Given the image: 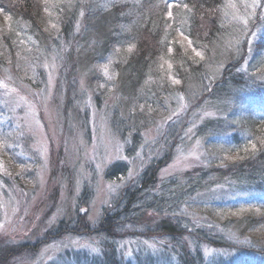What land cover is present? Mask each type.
<instances>
[{
    "label": "rangeland",
    "instance_id": "rangeland-1",
    "mask_svg": "<svg viewBox=\"0 0 264 264\" xmlns=\"http://www.w3.org/2000/svg\"><path fill=\"white\" fill-rule=\"evenodd\" d=\"M56 1L41 4L42 16L53 28L48 52H39L40 60L28 61L25 69L13 59L11 64L0 65V130L10 137L6 153L14 158L19 171L17 180L10 179L0 163V175L4 176L0 179V264H100L102 255L113 252L122 264H178V256L185 258L195 251L205 264H236L243 258L242 251L251 257V264H264V256L258 254L264 252V222L255 220L249 227L244 222L264 217V185L240 188L244 181L237 179L249 172L263 178L264 158L254 157L253 141L232 145L237 130L249 134L250 129L241 126L247 119L264 127V95L261 101L234 104L233 117L219 121L223 105L207 93L180 122L177 134L170 131L162 138L160 114L171 112L181 98L192 105L204 87L190 82L178 88L172 80L160 113L149 111L139 132L130 135L132 131L122 120L129 112L121 107L124 100L118 83L104 103L93 100L92 72L104 76V86L118 80L111 67L113 59L92 68L89 53L93 47L84 43L82 33L83 6L62 31L51 21ZM239 2L242 10L237 7ZM226 5L228 25L238 23L229 51L240 57V68L245 69L262 32L257 27L264 25V0H227ZM5 29L0 20V33ZM62 32L65 37L60 39ZM28 43L20 44L21 48H28ZM171 48L179 52L178 46L172 44ZM189 52L196 57L199 54L191 47ZM258 59L257 71L262 72L264 51ZM172 60L173 54L163 58L165 74L172 75ZM67 61L71 67L64 66V77L61 66ZM221 67L212 66L207 73L217 76ZM228 121L232 127L225 130L222 126ZM222 130L229 134L225 137ZM245 153H252V158ZM146 170L153 181L140 187ZM128 194L134 196L129 202L130 218L120 219L116 215ZM82 210L85 212L80 214ZM176 215L190 216L186 225L192 228L194 221L210 218V225H221L226 238L216 236L222 239L220 246L209 240L195 247L194 237L185 232L174 238L147 234L159 227L162 217ZM122 220H133L122 235L105 227L108 222ZM99 232L106 234L98 237ZM231 234L239 235L243 242L230 246ZM254 243L259 244L257 248Z\"/></svg>",
    "mask_w": 264,
    "mask_h": 264
},
{
    "label": "trees",
    "instance_id": "trees-1",
    "mask_svg": "<svg viewBox=\"0 0 264 264\" xmlns=\"http://www.w3.org/2000/svg\"><path fill=\"white\" fill-rule=\"evenodd\" d=\"M51 1L0 0V20L8 29L0 33V65L11 64L10 59H13L14 63L25 69L28 61L37 63L40 60L37 59L39 52H48L46 45L51 38L49 36L50 33H53V28H50L49 20L42 16L41 4L45 5ZM54 3L56 6L51 9V21L56 26L62 27V31L67 30L70 23L79 14L80 5L83 6L82 33L84 43L89 45L87 43L89 42V46L93 47L89 53L92 68L96 70L97 64H103L104 61L113 59L111 61L112 71L116 72L118 77L117 82H111L109 86H104V76L99 71L92 72L94 78L92 77L91 82L95 89L93 100L94 102L101 100L99 103H104L107 95L114 92V89L111 91V88L118 83L119 96L124 100L121 107L129 112L122 120L124 122L126 120L129 132L132 131L130 135L139 132V126L148 120L146 117L149 115V111H153L154 115L160 113L164 95L169 93L168 89H170L169 85L173 84L172 80L177 82L175 86L178 88L184 87L185 84L189 85L190 82L197 83L200 87H203L204 84V87L201 91L202 96L192 105L187 98H181L171 112L160 114L159 136L162 138L166 137L170 131L171 135L177 134L181 127L180 122L187 119L193 108L201 103L207 93H210L211 100L215 97L214 102L223 105L224 113L219 121L225 117L226 120L233 117L237 107L234 104L240 101H247V103L261 101V96L264 95V70L257 71L255 61L259 60V54L264 51V25L257 27V30H262V32L258 34L259 39L253 46V52L246 60L248 63L246 62L245 69L240 68L243 61L239 59L240 57H234L229 51L237 34L238 23L232 22L230 25L227 23V0H83L82 2L57 0ZM237 7L242 10L241 2L237 4ZM254 20L256 21L255 17ZM64 34L62 32L58 37L63 39ZM25 41L29 42L27 45L29 47L24 49L20 44ZM172 44L178 46V53H175L171 48ZM190 47L199 53L197 57L194 52L188 53ZM167 54H173V60L170 62L173 76L170 73L165 74L164 65L166 63L162 60ZM4 55H6L7 61H5L6 58L3 59ZM218 65H222V67L217 76L215 72L207 73L208 68ZM64 66L70 68L71 62H63L62 70ZM62 74L65 77L64 70ZM116 75L111 78H116ZM66 79L69 81V77ZM251 121L247 119L241 125L250 129L246 128L249 130V134L237 130V134L233 135L232 145H238L240 142L251 144L253 141L250 147H256L254 157L262 160L264 158L262 151L264 150V130H262L264 127L256 121L250 124ZM215 124L217 127H221V123L215 122ZM222 127L226 130L232 126L228 121ZM239 128L244 130L243 127ZM215 131L219 130L215 129ZM1 132L0 130V163L6 168L7 174L5 175L10 179L17 180L19 171L14 166V158L6 153L7 148H10L8 143L10 137ZM220 134H226V137L229 132L224 133L222 130ZM5 139L8 141L4 142ZM252 153H248V156L245 153L244 156L251 159ZM144 173L146 174L142 176L140 187L150 185L154 178L149 171L146 170ZM3 177L1 174L0 179ZM237 179L244 181L240 188L264 185V177H257L251 172L242 173L237 176ZM137 192L134 193L135 197L138 196ZM133 198L134 196L131 198L130 194L127 195L125 204L121 206V213L116 217L130 218L128 215L129 202ZM189 217L188 215L162 217L165 219L159 222V227L153 231H147V234L159 233L165 237L174 238L185 232L188 236L191 234L194 237L193 246L195 247H199V243H203V241L206 243L209 240L213 242L214 246L222 244V239H218L225 237L222 234L221 225H210L212 222L210 218L198 221V223L193 219V224H196L193 231L192 227L186 225L190 224ZM252 219L244 221L248 223V227L256 223L255 220L264 222V217ZM133 220L111 221L105 227L114 235L119 236L126 232L124 227L132 226ZM70 230L76 232L75 227ZM105 234L106 232L101 234L99 232L97 236L102 237ZM214 234L215 236H212ZM216 236L219 237L216 238ZM230 237L233 238L228 243L230 246L237 247L243 242V238L239 235H228V238ZM262 241L264 243V239ZM254 244L256 248L259 245ZM247 254L242 251L243 258L236 264H251V257ZM258 254L264 256L262 251H258ZM190 255H186L185 258L182 255L178 256V264L206 263L197 251ZM115 257V252L102 255L99 263L122 264L121 260H117ZM217 262L212 261L211 263ZM218 264H222V262Z\"/></svg>",
    "mask_w": 264,
    "mask_h": 264
},
{
    "label": "water",
    "instance_id": "water-1",
    "mask_svg": "<svg viewBox=\"0 0 264 264\" xmlns=\"http://www.w3.org/2000/svg\"><path fill=\"white\" fill-rule=\"evenodd\" d=\"M85 211L84 210H82V211H80V214H83Z\"/></svg>",
    "mask_w": 264,
    "mask_h": 264
},
{
    "label": "snow or ice",
    "instance_id": "snow-or-ice-1",
    "mask_svg": "<svg viewBox=\"0 0 264 264\" xmlns=\"http://www.w3.org/2000/svg\"><path fill=\"white\" fill-rule=\"evenodd\" d=\"M171 51V50H170Z\"/></svg>",
    "mask_w": 264,
    "mask_h": 264
}]
</instances>
